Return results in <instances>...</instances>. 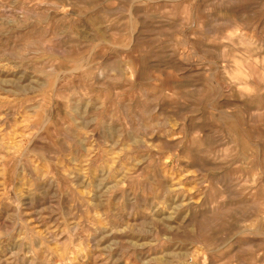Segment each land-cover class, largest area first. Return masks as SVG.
<instances>
[{"label": "rangeland", "instance_id": "obj_1", "mask_svg": "<svg viewBox=\"0 0 264 264\" xmlns=\"http://www.w3.org/2000/svg\"><path fill=\"white\" fill-rule=\"evenodd\" d=\"M0 264H264V0H0Z\"/></svg>", "mask_w": 264, "mask_h": 264}]
</instances>
